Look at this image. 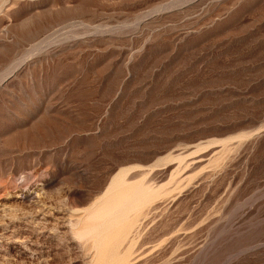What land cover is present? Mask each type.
<instances>
[{
	"label": "rangeland",
	"instance_id": "rangeland-1",
	"mask_svg": "<svg viewBox=\"0 0 264 264\" xmlns=\"http://www.w3.org/2000/svg\"><path fill=\"white\" fill-rule=\"evenodd\" d=\"M117 255L264 264V0H0V264Z\"/></svg>",
	"mask_w": 264,
	"mask_h": 264
},
{
	"label": "bare ground",
	"instance_id": "bare-ground-1",
	"mask_svg": "<svg viewBox=\"0 0 264 264\" xmlns=\"http://www.w3.org/2000/svg\"><path fill=\"white\" fill-rule=\"evenodd\" d=\"M120 176H121V174L120 173H118V175H116L113 179H112V182H110V185L108 186V188L106 189V192L99 198V199H96L95 201L98 203V205H97V207H96V209H94L93 210V212H94V214L92 213V215H95V216H97L98 218H100V219H102L103 221L104 220H106L107 222V225H105L104 227H106V226H108V228L110 227V229H113V228H116L118 225H119V223H120V221H123V220H121V218H123L124 219V217H122V214L123 213H126V214H124L125 215V217L128 215L127 214V211L125 212L124 210H126V208L128 207V210H129V208L130 207H132V205H130V200H132L133 198H134V195L137 193L138 194V192L136 191V190H134L133 191V188L134 189H136V187L139 185L138 183H137V186L135 185L134 186V183H133V185H132V183H128L127 185H126V183H125V181H123V180H125L122 176V178H123V182H121V180H120ZM121 178V179H122ZM122 183H125V184H122ZM143 183V182H142ZM141 183V184H142ZM136 184V183H135ZM144 184V183H143ZM121 185L122 186H124L123 188L121 187ZM122 188H120V187ZM134 186V187H133ZM119 187V188H118ZM139 187V186H138ZM118 189H121V191L120 190H118ZM138 189H140V187L138 188ZM145 189H146V185H145ZM142 190V189H141ZM152 190V189H151ZM132 191L133 192H135V194L133 193V195H131L132 194ZM144 191V190H143ZM142 191V192H143ZM149 191H150V189H149ZM148 191V192H149ZM141 191H139V193H140ZM142 192L139 194V196L142 194ZM147 191L145 190V193H146ZM148 192H147V194H148ZM151 192H153V190L151 191ZM156 192V191H155ZM144 194V193H143ZM142 194V196H141V199H150V192H149V197H148V195L146 196V194H144L143 195ZM153 194V193H152ZM157 194V193H156ZM32 196V195H31ZM133 196V197H132ZM136 196V195H135ZM138 196V195H137ZM138 196V198L139 199H137L138 201H141L140 200V197ZM144 196V197H143ZM146 196V197H145ZM154 196V195H153ZM132 197V198H131ZM155 197V196H154ZM153 197V198H154ZM145 199L143 200V201H145ZM136 200V201H137ZM135 201V198H134V200L132 201V202H134ZM142 201V202H143ZM148 201V200H147ZM146 201V202H147ZM96 202H95V205H96ZM141 202V203H142ZM151 202V201H150ZM136 203V204H135ZM140 203V204H141ZM149 203V202H148ZM93 204H94V202H93ZM92 204V205H93ZM134 204L136 205V206H138L137 204H139V203H137V202H134ZM146 203H144V205H145ZM129 205H130V207H129ZM135 206V207H136ZM143 207L142 205H139V207ZM146 206V205H145ZM148 206V205H147ZM92 207H94V206H92ZM133 207H134V205H133ZM132 207V208H133ZM131 208V209H132ZM133 209H137V208H133ZM133 209L131 210V211H133ZM91 210V209H90ZM90 210H88V211H90ZM136 211V210H135ZM91 212V211H90ZM123 212V213H122ZM130 212V211H129ZM128 212V213H129ZM85 214H87V213H85ZM84 214V215H85ZM88 215H90V214H87V216ZM123 215V216H124ZM86 216V219H88L89 218V216L87 217ZM94 217V216H93ZM128 217V216H127ZM126 217V218H127ZM95 219H96V217H95ZM99 219V220H100ZM101 220V221H102ZM129 220V219H128ZM126 221V220H125ZM125 221H123V223L125 222ZM134 221V220H133ZM102 223V222H101ZM123 223H121V225L123 224ZM131 223V222H130ZM104 224V223H103ZM103 224H101V225H103ZM126 224V223H125ZM124 224V225H125ZM132 224V223H131ZM131 224H127V226L128 225H130V226H132ZM130 226H128V227H130ZM97 227V226H96ZM103 227V226H102ZM120 227V226H119ZM119 227L118 228H116V229H119ZM128 227H126V228H128ZM94 229L95 227L93 226V227H91V229ZM107 228V229H108ZM125 228V226L123 227V230L121 231V230H117V234H119L120 232L124 235V230H126V229H124ZM104 229V228H103ZM107 229H105L104 231L103 230H98L97 229V231H99L100 233H103L102 235H104L105 234V240H111L112 238H118L119 236H117V237H115L114 236V234H113V237L112 236H108L109 235V232H107L108 233V235H107V233H106V231H108ZM110 229H109V231H110ZM129 229V228H128ZM91 231V230H90ZM92 231H95V230H92ZM116 231V230H115ZM128 231V230H127ZM119 232V233H118ZM126 232V231H125ZM111 233H112V231H111ZM120 233V234H121ZM127 233V232H126ZM130 233V232H129ZM116 234V235H117ZM98 236H99V234H97ZM112 235V234H111ZM125 236H128L127 234L125 235ZM124 237H122V239H123ZM102 239H103V236H102ZM119 239V238H118ZM117 239V240H118ZM126 239H127V237H126ZM169 239V238H168ZM104 240V241H105ZM125 240V239H124ZM103 241V242H104ZM120 241V240H119ZM119 241H117V244H118V242ZM123 241V240H122ZM101 242L102 241H100L99 243L101 244ZM103 242H102V245H103ZM121 242V241H120ZM119 242V243H120ZM111 243H113L112 241H111ZM110 243V244H111ZM115 243V242H114ZM113 243V244H114ZM115 245V244H114ZM101 246V245H100ZM109 246V245H108ZM142 247V246H141ZM111 248V247H110ZM115 248H116V245H115ZM112 249H113V246H112ZM117 249V248H116ZM115 250V249H114ZM114 250H111V252L112 251H114ZM125 252V251H124ZM141 252H142V250H141ZM114 253V252H113ZM140 253V252H139ZM139 253H138V255H139ZM109 254H111L110 252H109ZM116 254H118V253H115L114 255H116ZM125 254V253H124ZM113 255V254H112ZM114 255H113V258H112V256H109V257H111V259H114ZM100 256V255H99ZM104 256V255H103ZM105 256H106V254H105ZM118 256V255H117ZM102 257V256H101ZM108 257V258H109ZM108 258H107V260H108ZM117 257H115V259H116ZM120 258H119V256H118V258L116 259V260H114L113 261V264H114V262H116L117 263V260H119ZM99 261V260H98ZM111 262V261H110ZM121 263V262H120Z\"/></svg>",
	"mask_w": 264,
	"mask_h": 264
}]
</instances>
